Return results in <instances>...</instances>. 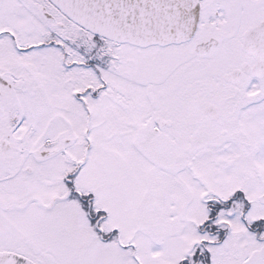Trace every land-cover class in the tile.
Masks as SVG:
<instances>
[{
  "label": "snow or ice",
  "instance_id": "snow-or-ice-1",
  "mask_svg": "<svg viewBox=\"0 0 264 264\" xmlns=\"http://www.w3.org/2000/svg\"><path fill=\"white\" fill-rule=\"evenodd\" d=\"M0 264H264V0H0Z\"/></svg>",
  "mask_w": 264,
  "mask_h": 264
}]
</instances>
